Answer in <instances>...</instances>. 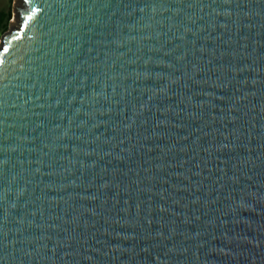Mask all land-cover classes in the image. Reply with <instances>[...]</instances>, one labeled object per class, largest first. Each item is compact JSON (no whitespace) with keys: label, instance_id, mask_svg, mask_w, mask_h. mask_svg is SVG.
Listing matches in <instances>:
<instances>
[{"label":"water","instance_id":"95a60500","mask_svg":"<svg viewBox=\"0 0 264 264\" xmlns=\"http://www.w3.org/2000/svg\"><path fill=\"white\" fill-rule=\"evenodd\" d=\"M15 3L0 264H264V0Z\"/></svg>","mask_w":264,"mask_h":264},{"label":"rangeland","instance_id":"374dc122","mask_svg":"<svg viewBox=\"0 0 264 264\" xmlns=\"http://www.w3.org/2000/svg\"><path fill=\"white\" fill-rule=\"evenodd\" d=\"M15 6H16L15 0H0V10L10 12L8 19V28H12L16 18Z\"/></svg>","mask_w":264,"mask_h":264},{"label":"trees","instance_id":"16d2710c","mask_svg":"<svg viewBox=\"0 0 264 264\" xmlns=\"http://www.w3.org/2000/svg\"><path fill=\"white\" fill-rule=\"evenodd\" d=\"M10 12L0 10V36L8 28V19Z\"/></svg>","mask_w":264,"mask_h":264}]
</instances>
